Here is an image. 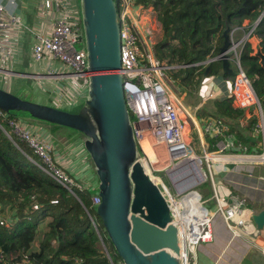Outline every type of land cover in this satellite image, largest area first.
Returning <instances> with one entry per match:
<instances>
[{
  "label": "built area",
  "instance_id": "built-area-1",
  "mask_svg": "<svg viewBox=\"0 0 264 264\" xmlns=\"http://www.w3.org/2000/svg\"><path fill=\"white\" fill-rule=\"evenodd\" d=\"M116 1L121 37L120 72L123 77L125 100L130 118L141 124V128L136 131L138 144L150 130L155 144L164 143L173 159L184 160L188 155V145L183 140V130L187 129L186 125H190L191 129L195 127L197 119L195 111L184 101L182 92L168 77L166 70L170 66L156 57L154 44L161 36L160 22L154 19L155 11L145 4L144 1L147 0ZM20 9V0H0V75L2 73L5 74V76L1 75L2 77L9 75L10 71L1 67L12 63L20 37L24 32H29L32 40L30 45L32 58L42 63L41 72L34 75L37 88L47 96L48 105L68 109L75 107L84 99L88 84L85 48L84 45L80 48L76 47L83 41L78 6L72 0H39L34 24H28L25 21ZM241 30L238 26L229 30L232 42L229 60L236 65L237 70L228 90V98H231L239 109L254 108L256 115L254 125L256 130L263 134V147H260L259 151H249L245 145L235 143L226 133L228 128L221 118L209 119L202 125L204 134L215 138L222 137V139L225 135L227 137L217 143L213 150H208L207 145H201L200 149L205 157L204 167L199 160L204 177L197 182L200 184L206 180L211 181L215 209L210 212L204 205L206 200L199 192H196L204 215L202 222L197 223L198 227L184 228L179 225L182 240L183 237L185 239L183 240L184 264H198L197 247L212 239V219L215 214H221L227 227L234 233H238V227L250 231L253 223L249 220V215H255L264 209L234 194L230 195V200L224 207L222 205L224 199L216 193L211 172V164L214 161L229 160L250 164L264 162V110L255 92L253 80L240 63L241 53L248 38L247 33L236 38ZM204 64L207 63L204 62ZM207 96L214 98L220 95L211 90ZM0 117L7 122L10 133L15 139L34 153L40 161L38 166L45 173L73 195L88 189L84 183L75 180L66 169L57 164L52 154V143L48 139L40 137L17 115L0 109ZM180 169L177 177H183L188 173L187 167ZM152 175L163 184L160 177L153 173ZM185 181L178 183L182 184ZM163 192L170 203L171 210L172 205L182 200L185 195L178 197L177 195L184 191L173 194L164 184ZM91 202L94 208L100 202L96 191L91 195ZM172 215L174 216L173 210ZM90 219L97 229L98 225L91 214ZM175 220L177 221L176 218ZM177 223L179 224L178 221ZM11 224L9 217L0 214V225L10 227ZM0 261H5L1 250ZM73 261L80 263L81 259L74 257ZM109 262L122 264L120 260L115 262L110 256ZM14 264L33 263L28 254H24Z\"/></svg>",
  "mask_w": 264,
  "mask_h": 264
},
{
  "label": "trees",
  "instance_id": "trees-1",
  "mask_svg": "<svg viewBox=\"0 0 264 264\" xmlns=\"http://www.w3.org/2000/svg\"><path fill=\"white\" fill-rule=\"evenodd\" d=\"M144 2L155 11L161 25V36L154 44L156 57L170 66L166 73L182 92L198 88L207 66L206 77L221 74L233 79L236 71L222 74L221 61L206 65L204 62L218 53L227 27H241L236 38L253 28L244 44L241 61L248 65L255 62L258 78L251 77L252 67L248 74L264 110V67L257 54L260 51L264 55V13L255 24L264 10V0ZM252 38L257 40L256 52L251 45ZM230 101L231 98L216 101L214 106L233 131L243 109L235 108L238 114L229 107ZM238 137L243 143H249L247 138ZM37 163L40 161L34 153L15 139L7 122L0 117V214L9 217V209L15 213L10 218V227L0 225V250L5 258L0 264H14L24 254H28L33 264H110L107 254L112 259L113 255L118 258L109 240L110 245L104 241L107 253L98 247L99 235L90 219V214L95 213L91 195L96 189L73 195ZM42 221L45 228L39 246L32 250ZM99 233L102 234L100 229ZM74 257L81 262L75 263Z\"/></svg>",
  "mask_w": 264,
  "mask_h": 264
},
{
  "label": "water",
  "instance_id": "water-1",
  "mask_svg": "<svg viewBox=\"0 0 264 264\" xmlns=\"http://www.w3.org/2000/svg\"><path fill=\"white\" fill-rule=\"evenodd\" d=\"M78 10L88 76L85 97L78 110L27 100L2 87L0 109L29 121L66 127L81 135L97 178L100 202L95 206V214L122 264H184L181 228L172 215L163 184L145 166L136 137L141 124L131 120L126 104L120 72L117 1L78 0ZM263 13L264 10L255 24ZM229 30L227 27L222 33L218 53L205 61H221L222 73L233 70ZM257 54L264 67V55L260 51ZM208 71L207 66L203 75ZM184 183L175 184L177 192L198 184L196 180ZM254 216L262 227L264 209Z\"/></svg>",
  "mask_w": 264,
  "mask_h": 264
},
{
  "label": "crops",
  "instance_id": "crops-1",
  "mask_svg": "<svg viewBox=\"0 0 264 264\" xmlns=\"http://www.w3.org/2000/svg\"><path fill=\"white\" fill-rule=\"evenodd\" d=\"M72 1L78 6V0ZM20 3V10L21 13H23L24 19L27 17L29 22L33 21L31 24H34L39 0H20ZM154 19L158 20L156 14L154 15ZM250 41L252 48L256 52L257 40L252 38ZM31 43L30 33L24 32L20 37L12 63L6 67H1L10 71L8 74L11 76L10 79L12 80L7 84L3 83L2 88L13 92L19 85H25L39 98V103L49 104L45 93L36 86L34 75L41 72L42 63L36 62L32 58L30 52ZM248 66L252 67L250 69L251 77L257 79L259 74L255 69V62L249 63ZM1 75L5 76L4 73ZM231 83V78H225L221 74L207 77L203 75V79L198 86V94L206 99L208 98V93L214 90L220 96L209 98L212 101L204 107L207 111L204 110L201 115H199L200 111H198V109H194L197 119L195 127L198 126L200 128L198 137L204 141L203 144H206L208 149H215L217 143L226 139L227 136L225 135L222 139V137L215 138L209 134H204L202 133V125L209 119L221 118L225 124L227 123L226 126L228 129L226 133L233 138L235 143L245 145L248 147L249 151H259L261 150L260 147H263V134L255 128L256 115L253 107L243 109V112L240 110L241 114H239L237 110H235L237 106L230 101L229 107L233 108L239 114V119L237 121L239 124L235 126L236 128L233 131L230 130L231 128L228 122L217 114L214 104L216 101L228 99V90L231 87ZM79 103L76 104L75 108L81 104ZM21 120L28 124L34 132L40 135V137L48 139L49 142L52 143V154L59 166L66 169L75 180L84 183L88 189L95 190L97 188V178L91 160L83 148V138L79 133L74 135V133H72L73 131L69 128L55 126L45 122L29 121L25 118H21ZM234 122L236 121L234 120ZM238 135L247 138L249 143L240 141ZM147 136L148 134L146 133L141 139V145L139 143V146L143 152L150 154V142L152 140ZM71 137L75 139L69 141ZM155 159L154 157L152 158V164L154 168L160 169V166L157 167L154 163ZM211 172L216 187V193L224 199L222 203L224 207L228 204L226 202L230 200V195L234 194L246 198L251 204L255 203L257 206L264 208V162L250 164L229 160L214 161L211 164ZM205 182L207 183V187L204 189L202 196L206 202H211L210 208L208 209L212 212L215 209L213 189L210 180H206ZM196 192L200 193L198 189L197 191H188L185 193L182 200H180L183 206L182 212L177 211L172 205L174 216L178 222H182L184 217L194 219L193 211L196 213L198 219H202L204 210L198 201ZM255 217L254 215H249V220L253 223V227H251L250 231H245L241 227H238V233H234L227 227L222 215L219 213L215 214L212 219V239L197 247L198 264H264V225L260 227ZM186 226H190V222L186 224Z\"/></svg>",
  "mask_w": 264,
  "mask_h": 264
},
{
  "label": "rangeland",
  "instance_id": "rangeland-1",
  "mask_svg": "<svg viewBox=\"0 0 264 264\" xmlns=\"http://www.w3.org/2000/svg\"><path fill=\"white\" fill-rule=\"evenodd\" d=\"M32 3H34V2H32ZM36 5H37V3H36ZM31 11H32V8H31ZM36 11H37V9H36ZM25 19H26V22L28 24H31L33 22V21L29 22L27 17H25ZM82 46H83V41L76 45V47H78V48H80ZM240 63L242 65V67L248 72L249 71L248 63L247 62H242V61ZM230 66H231V68L233 70H237V67H236V65L234 63L231 62ZM1 77L2 76L0 75V87L3 86V83L7 84L8 82L12 81L10 79L11 78L10 75H7L5 78H1ZM255 84H256V82H255ZM8 86H9V84H8ZM13 93L16 94L17 96L25 98L27 100H31V101H34V102H38L39 101V98L35 95V93L32 90H30L25 85H19V87H17V89L15 91H13ZM182 95H183V99L186 102V104L188 106H190V108L193 111H195L197 109H198V111H200L199 115H201L204 112V110L207 111L206 109H204V107L206 105L210 104L211 101H212L209 98L205 99L204 97H201L198 94V88L194 89V90H191V91L182 92ZM78 108L73 107V108H70V109H72L73 111H76V110H78ZM19 115H23V114L19 113ZM186 127H187V129L183 130V140L186 141V143H187V145L189 147V150H188L187 154H189V155L193 154L192 156H195V157L199 158L201 160V162H202L201 166L204 167V165H205V157H204V155H203V153H202V151L200 149L201 145L204 143V141L198 137L199 133H200V128L198 126H196V127H193L191 129L190 125H186ZM197 127H198V130L196 129ZM72 131H73L72 133H74V135H77V132L75 130H72ZM147 134H148L149 138L152 141L150 142V145H151V149L149 150L150 154H147L146 152H142L143 154H145L144 156L146 158L145 159L146 160V162H145L146 166H147L149 172L151 171L153 174H155V176L161 178L163 184L169 189L170 192H172L173 194H177L178 192L176 191V185L175 184L180 182V181H182V180H184V178H186L188 175L183 176V177H175V176L172 177L171 176V171H172V168H174L179 162H182L183 160L180 159V158H176V159L171 160L169 155L167 154L168 152H167V149H166V145L164 143L155 144L154 140H153V138H152V136L150 134V130L147 131ZM74 139L75 138L71 137L69 139V141H73ZM54 142H55V140H54ZM204 145H206V144H204ZM208 150H210V149H208ZM153 157L156 158L154 163L157 166H160V169L154 168V166L152 164V158ZM199 159H198V162H199ZM150 160H151V162H150ZM37 165H38V163H37ZM203 170H204V168H203ZM206 187H207V183L204 181V182H201L200 184H196L194 186H191V188H189L188 190L184 191L183 193H181L180 195H177V196L179 197V196L185 194L188 191H192V190L197 191V189L200 191V194L202 195V193L204 192V189ZM204 205L206 207L210 208L209 206L211 205V202H204ZM12 213L13 212L10 209L7 210V216H9V218H14L15 217V215H14L15 213H13V214ZM92 215H93V219L96 221V223L98 225V228L97 229L95 228L96 231L98 232V235H99L98 247L102 251L106 252L105 243H106V245L109 244L108 239H107L106 234H105V232H104V230H103V228L101 226L100 219L96 216V214L94 212H93ZM44 225H45V221H42V222L39 223L38 236H37V239L32 243V247H31L32 250H36L38 248V246H39V242H40V238H41V235H42V231L45 228ZM99 229L101 230V233H102L101 235L99 233ZM104 241H105V243H104ZM107 256H108V254H107ZM108 259H109V256H108ZM113 260L115 262H117L119 259L115 255H113Z\"/></svg>",
  "mask_w": 264,
  "mask_h": 264
},
{
  "label": "bare ground",
  "instance_id": "bare-ground-1",
  "mask_svg": "<svg viewBox=\"0 0 264 264\" xmlns=\"http://www.w3.org/2000/svg\"><path fill=\"white\" fill-rule=\"evenodd\" d=\"M188 150H189V147H188ZM187 153H188V151H187ZM167 154H169V153H167ZM192 155L193 154L186 155V157L184 158V160L182 162L178 163L174 168H172V171H171L172 177H174V176L177 177V174L180 173V170H181L180 168H186V167L188 168V173L186 174L188 176L186 178H184V180H182V181L187 180L185 182L186 184H189V183L193 182L194 180L199 181V179L204 177V173L202 172L201 166L199 165L200 161L198 162L199 158L192 156ZM169 156L171 157V160H173V157L170 154H169ZM150 162H151V160H150ZM144 163H145V161H144ZM145 166H146V163H145ZM146 168H147V166H146ZM187 189H189V188H187ZM173 206L176 208L177 211L182 212L183 206L180 203V201L175 202ZM193 213H194V219H189L187 217H184L182 219V222H179V225L184 226V228H185V227H187L186 224H188L190 222L191 227H198L197 223L202 222L203 219H198V217H196V213L194 211H193ZM198 231H199V229H198ZM184 235L189 237V235H187V234H184ZM183 240H185L184 237H183Z\"/></svg>",
  "mask_w": 264,
  "mask_h": 264
},
{
  "label": "clouds",
  "instance_id": "clouds-1",
  "mask_svg": "<svg viewBox=\"0 0 264 264\" xmlns=\"http://www.w3.org/2000/svg\"><path fill=\"white\" fill-rule=\"evenodd\" d=\"M260 101V100H259Z\"/></svg>",
  "mask_w": 264,
  "mask_h": 264
}]
</instances>
